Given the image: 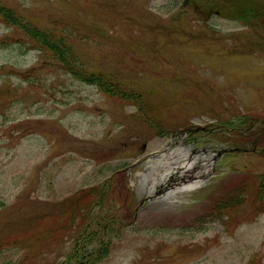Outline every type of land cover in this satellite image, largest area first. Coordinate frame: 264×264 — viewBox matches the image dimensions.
I'll return each instance as SVG.
<instances>
[{"label": "rangeland", "instance_id": "rangeland-1", "mask_svg": "<svg viewBox=\"0 0 264 264\" xmlns=\"http://www.w3.org/2000/svg\"><path fill=\"white\" fill-rule=\"evenodd\" d=\"M0 7V264H264V200L212 214L222 185L264 173V151L237 135L264 136V0ZM12 16L62 39L71 69L34 51ZM173 148L215 171L180 206L155 209L149 189L138 195L144 165ZM93 190L103 206L63 227Z\"/></svg>", "mask_w": 264, "mask_h": 264}, {"label": "trees", "instance_id": "trees-1", "mask_svg": "<svg viewBox=\"0 0 264 264\" xmlns=\"http://www.w3.org/2000/svg\"><path fill=\"white\" fill-rule=\"evenodd\" d=\"M206 1V0H203ZM0 13L2 14V10L0 9ZM5 15H7V12H4ZM14 21V23H10V25H12L13 27H19L24 34H26L29 38H31V40L33 41V43L35 44L33 49L39 51L41 54H46L48 52H53V54L57 57V58H61L64 61H62L64 63V65H66V67L71 69L72 66V62L71 61L74 57V53H72V49L67 48V46H65V44L63 43V40H56L52 35L51 32H42L40 30H38V28L32 26V25H26V23L24 22V20H19L18 18H15L14 16L11 17ZM95 81L92 82L94 84H99V86L101 88H103L102 90L107 92V89L104 88L103 83H100L99 80H97V77H94ZM130 96V95H129ZM254 179V181H252ZM253 179H250L249 181H246L244 183V191L243 193H247L248 197L247 199H249L248 201L251 200H255L256 201H262L264 200V175L262 176H258L255 177ZM241 188H243L241 186ZM99 191H95L94 193H98ZM91 198H93V201L98 202V205H100L101 200L98 199L97 195L94 196H90L88 197L83 203L80 204L79 207H77L74 211H73V215L76 217L80 218L81 223H83L86 218L89 217L92 208H93V202L91 201ZM236 200V201H235ZM239 197L234 198V200H231V203L237 204L239 203ZM244 203H246L247 201L243 200ZM236 206H227V209H233ZM83 212H85L83 214ZM72 222V218H68L64 224L65 228L67 227V224H71Z\"/></svg>", "mask_w": 264, "mask_h": 264}, {"label": "bare ground", "instance_id": "bare-ground-1", "mask_svg": "<svg viewBox=\"0 0 264 264\" xmlns=\"http://www.w3.org/2000/svg\"><path fill=\"white\" fill-rule=\"evenodd\" d=\"M177 170V167H175V171ZM147 183H148V181L146 182V183H144V181H141L140 182V185H139V187H138V195H142L144 192H145V189L147 188L148 189V187H147ZM159 184H157V186H158ZM184 193H187V191H185ZM181 194H183V193H181ZM181 194H178L176 197H175V199L174 200H176L177 198H179L178 196H180ZM181 197V196H180ZM169 199H171V198H169ZM174 200H168V199H157V197L156 198H154V201L150 204V206L151 207H153V208H155V209H160V208H162V207H165V206H167V205H170V203H174L175 201ZM177 203H179V202H177Z\"/></svg>", "mask_w": 264, "mask_h": 264}]
</instances>
